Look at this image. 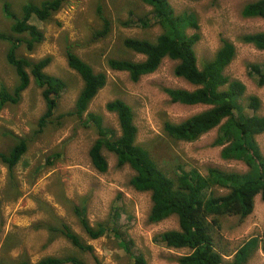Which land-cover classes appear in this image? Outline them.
<instances>
[{
    "label": "rangeland",
    "instance_id": "obj_1",
    "mask_svg": "<svg viewBox=\"0 0 264 264\" xmlns=\"http://www.w3.org/2000/svg\"><path fill=\"white\" fill-rule=\"evenodd\" d=\"M42 0H0V31L10 32L11 20L4 16L3 5L20 14L25 2ZM176 13L196 16L199 40L194 45L197 66L210 60L223 40L235 46V56L225 68L230 80L245 86L235 99L234 117L264 116V82L249 74L248 65H259L264 72V49L241 41L242 35L264 31V17H243L241 9L252 0H168ZM109 22L104 37L94 38ZM30 22L43 33V40L32 50L18 47V53L37 60L50 56L46 74L61 79L64 87L57 96V108L49 123L37 132V122L45 110L39 88L32 77L17 104L0 108V152L7 153L17 138L26 140L25 152L9 168L0 160V264H34L46 256L75 257L86 264H179L177 258L187 249L166 247L156 237L178 228L175 215L150 222V192L135 190L129 183L134 171L128 165L118 166L114 153L101 150L107 170L100 172L91 164L89 149L97 139L94 127L86 123V115L71 113L82 87L80 76L67 65L66 47L88 63L94 71L106 75L104 86L92 98L87 113L99 115L102 126L119 134L117 117L105 104L121 99L131 108L137 126L136 142L167 174L175 170H197L206 174L209 168L222 172L247 171L239 160L223 159V146L213 145L219 126L194 141L175 140L163 129L166 121L180 122L206 108L172 102L167 88L192 90L194 86L173 73L176 60L163 58L155 71L137 81L125 71L108 67L111 58L141 61L144 55L123 45L127 38L154 41L161 32L154 22L151 7L141 0H64L61 7L45 21L32 17ZM8 43L0 40V85L10 91L17 82L14 69L5 60ZM259 100L256 111L250 98ZM264 158V131L256 135ZM180 165V167H177ZM213 194L227 190L213 186ZM73 206L84 209L89 225L101 224L103 233L90 238L78 222ZM61 223L69 226L81 247L73 245L57 230ZM221 227L213 233L214 243L224 259L230 260L235 249L245 240L264 234V201L254 198L252 212L240 218L220 217ZM128 247V249H126ZM128 251V252H127ZM245 264H264V251L256 249Z\"/></svg>",
    "mask_w": 264,
    "mask_h": 264
},
{
    "label": "trees",
    "instance_id": "obj_2",
    "mask_svg": "<svg viewBox=\"0 0 264 264\" xmlns=\"http://www.w3.org/2000/svg\"><path fill=\"white\" fill-rule=\"evenodd\" d=\"M64 0H42L39 3L25 2L17 15L7 5H3L4 16L10 19V32L0 31V40L8 43L5 60L14 69L16 84L10 91L4 84L0 85V108L6 104H17L21 93L28 87L30 77L41 88L45 110L37 122V132H41L49 123L57 108V96L64 87V82L45 73V67L51 57L37 60L18 53L23 46L32 51L42 40V31L30 22L32 17L45 21L57 11ZM151 7L154 22L161 32L154 41L140 38H127L123 45L144 55L141 61L111 58L107 60L109 68L125 71L133 81L142 75L156 70L163 58L176 60L173 73L191 83L194 89L167 88L165 92L172 102L186 105H205L206 108L180 122L166 121L163 125L168 136L175 140L191 142L202 134L219 126L218 136L213 145L223 146L220 156L223 159L242 161L247 171L222 172L209 168L206 174L195 169L189 171L175 170L167 174L158 166L150 153L137 144V126L133 123L131 108L121 99H114L105 104L108 112L117 117L119 134L102 126V118L87 113L92 98L104 86L106 75L93 68L71 49L66 47L67 65L81 78L82 87L71 110L78 117L86 115V123L94 127L97 139L89 149L93 167L100 171L107 170V161L101 154L102 149L116 156L118 166L128 165L134 171L130 185L137 191L150 192L151 206L148 214L150 222H159L175 215L178 228L160 233L156 241L166 247L187 249L188 253L177 258L179 264H245L256 249L264 251V234L245 240L234 251L230 260H225L214 243L213 233L221 227L220 217L237 215L248 216L254 205V198L259 195L264 201V158L256 141V135L264 131V116L234 117L235 99L245 90L238 80H230L224 73L225 68L235 56L232 42L223 40L210 60L204 61L199 68L194 45L199 40L197 32L188 33L187 28L197 29V19L192 13H176L168 0H141ZM243 17H264V0L246 2L242 9ZM103 28L97 31L94 38L104 37L109 31L104 17ZM241 41L264 49V31L248 33L240 37ZM249 74L260 76L259 85L264 82V72L256 64L248 65ZM251 106L256 111L259 107L257 97L250 98ZM26 140L17 138L7 152H0V160L12 168L26 150ZM177 167H180L178 165ZM213 186L225 188L223 194H213ZM73 212L81 227L90 238H97L103 233L101 224L97 228L89 225L83 208L73 206ZM58 231L78 247L81 243L69 226L61 223L58 228H49L50 232ZM128 249V247H126ZM128 252V251H127ZM137 262L143 264L140 257ZM26 264V263H23ZM34 264H86L75 257L46 256ZM100 264V263H97Z\"/></svg>",
    "mask_w": 264,
    "mask_h": 264
},
{
    "label": "bare ground",
    "instance_id": "obj_3",
    "mask_svg": "<svg viewBox=\"0 0 264 264\" xmlns=\"http://www.w3.org/2000/svg\"><path fill=\"white\" fill-rule=\"evenodd\" d=\"M230 78V77H229Z\"/></svg>",
    "mask_w": 264,
    "mask_h": 264
}]
</instances>
